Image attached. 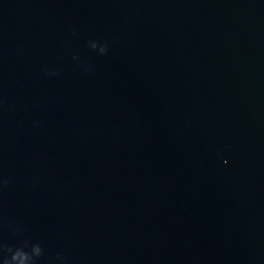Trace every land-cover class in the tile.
I'll return each instance as SVG.
<instances>
[{"label": "clouds", "instance_id": "9594fccd", "mask_svg": "<svg viewBox=\"0 0 264 264\" xmlns=\"http://www.w3.org/2000/svg\"><path fill=\"white\" fill-rule=\"evenodd\" d=\"M92 49L97 48L95 41L90 42ZM107 51L105 45L99 47V52L104 54ZM9 181L0 178V187H5ZM8 228L14 235H22L19 226L8 224ZM43 256V249L39 242H32L29 239H21L18 244L5 245L0 243V264H37V261ZM61 259V257H57Z\"/></svg>", "mask_w": 264, "mask_h": 264}]
</instances>
